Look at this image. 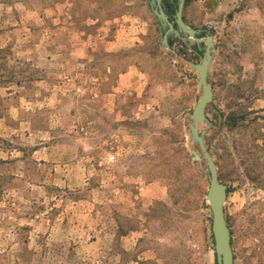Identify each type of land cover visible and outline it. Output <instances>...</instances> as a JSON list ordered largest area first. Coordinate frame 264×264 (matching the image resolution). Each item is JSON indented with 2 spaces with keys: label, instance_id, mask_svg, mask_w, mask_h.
<instances>
[{
  "label": "rangeland",
  "instance_id": "374dc122",
  "mask_svg": "<svg viewBox=\"0 0 264 264\" xmlns=\"http://www.w3.org/2000/svg\"><path fill=\"white\" fill-rule=\"evenodd\" d=\"M183 17L213 36L200 131L234 264H264V0H190ZM163 32L149 0H0V264H216L197 72ZM168 42L201 62L204 42Z\"/></svg>",
  "mask_w": 264,
  "mask_h": 264
},
{
  "label": "water",
  "instance_id": "95a60500",
  "mask_svg": "<svg viewBox=\"0 0 264 264\" xmlns=\"http://www.w3.org/2000/svg\"><path fill=\"white\" fill-rule=\"evenodd\" d=\"M185 3L186 0H178L174 19L171 21L161 6V0H149L150 8L164 30L162 48L172 53L175 58H179L197 72L200 97L192 112L189 134L193 144L199 148L200 153L195 149H190V155L194 163H201L204 160L207 166L206 172L209 187L206 193V200L211 212V233L214 242L216 264H234L231 232L225 214L228 188L219 180L216 164L205 144V132L200 131V124L207 122V106L213 100L212 85L208 82V72L215 51L213 36L198 37L199 31L185 22L183 17ZM179 32L185 35L188 40L194 41L197 45L202 42L206 44L200 63L188 61L170 49L168 42L169 35L178 34Z\"/></svg>",
  "mask_w": 264,
  "mask_h": 264
},
{
  "label": "trees",
  "instance_id": "16d2710c",
  "mask_svg": "<svg viewBox=\"0 0 264 264\" xmlns=\"http://www.w3.org/2000/svg\"><path fill=\"white\" fill-rule=\"evenodd\" d=\"M190 0H186V4L189 2ZM168 5H170L171 3H167ZM172 6V5H171ZM169 11L171 13L175 12V7H168ZM6 59V51L5 49L0 48V60H5ZM10 82V80H9ZM2 83V81L0 80V84ZM0 109H1V102H0ZM183 151V163L186 166H191L192 162L190 160V158L188 157L187 153L185 152V149H181ZM170 172L172 173L170 180L172 181V188L175 190L176 188V182H178L179 180V173H180V166L178 165V162L174 161L170 163ZM199 189V194H202L204 196V193L202 192L201 187H198ZM210 229H211V224H210ZM211 241L213 242V236H210Z\"/></svg>",
  "mask_w": 264,
  "mask_h": 264
},
{
  "label": "flooded vegetation",
  "instance_id": "af4514ba",
  "mask_svg": "<svg viewBox=\"0 0 264 264\" xmlns=\"http://www.w3.org/2000/svg\"><path fill=\"white\" fill-rule=\"evenodd\" d=\"M164 0H161V6L162 8L164 9V11L168 14L170 20L172 21L174 19V13H171L169 11V8L168 7H174L173 4L171 2H168V3H171L170 5H168L167 3L166 4H163ZM172 5V6H171ZM176 11V10H175Z\"/></svg>",
  "mask_w": 264,
  "mask_h": 264
},
{
  "label": "crops",
  "instance_id": "0c3cea01",
  "mask_svg": "<svg viewBox=\"0 0 264 264\" xmlns=\"http://www.w3.org/2000/svg\"><path fill=\"white\" fill-rule=\"evenodd\" d=\"M7 96H8V97H9V96L11 97V95H10V94H9V95H7ZM10 97H9V98H10ZM0 132H1V130H0Z\"/></svg>",
  "mask_w": 264,
  "mask_h": 264
}]
</instances>
